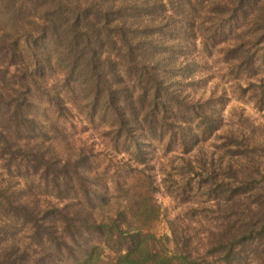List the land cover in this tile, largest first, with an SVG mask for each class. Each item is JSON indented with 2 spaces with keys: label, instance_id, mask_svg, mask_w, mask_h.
<instances>
[{
  "label": "trees",
  "instance_id": "1",
  "mask_svg": "<svg viewBox=\"0 0 264 264\" xmlns=\"http://www.w3.org/2000/svg\"><path fill=\"white\" fill-rule=\"evenodd\" d=\"M212 57L264 111V0H0V264H264V126L222 130Z\"/></svg>",
  "mask_w": 264,
  "mask_h": 264
},
{
  "label": "rangeland",
  "instance_id": "2",
  "mask_svg": "<svg viewBox=\"0 0 264 264\" xmlns=\"http://www.w3.org/2000/svg\"><path fill=\"white\" fill-rule=\"evenodd\" d=\"M207 60V59H206ZM203 76L208 78V84L205 89L198 90L199 93H205V96L209 95L210 91L215 90L216 94H223L224 101L222 103L223 117H224V127L222 130H236V131H247L250 130L251 126H264V111H258L254 108L253 104L249 102L246 98H240L236 95L235 89L233 87V81L229 75L225 72L224 65L220 63L217 57H212L208 60L207 65L204 67ZM60 121L58 126H65L68 138L66 139L68 143H77L78 138H88V140L98 143L101 146L100 138L93 137L95 135H90V133H98L95 130L86 132V127L83 126V120L81 118L73 117V128L68 122ZM60 133H63L62 128L58 129ZM72 141V142H71ZM213 141H210L211 143ZM221 143L220 140L216 141L215 144ZM208 145H206L207 147ZM208 149V148H207ZM211 150V148L209 147ZM160 151V150H159ZM177 154V153H174ZM171 155H167L166 159H162L161 163L166 164L167 159ZM162 168V165L159 166ZM166 169V167H163ZM159 173V172H158ZM158 202L163 208L167 209L169 216H173L179 211L175 202L172 201L169 194L162 188H159V192L156 194ZM150 231L155 233L157 236L169 235V230L164 218H160L157 221L150 224ZM171 245L169 244V247Z\"/></svg>",
  "mask_w": 264,
  "mask_h": 264
}]
</instances>
